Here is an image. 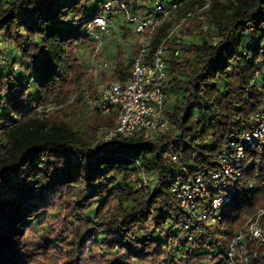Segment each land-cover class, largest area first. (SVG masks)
Listing matches in <instances>:
<instances>
[{"label":"trees","instance_id":"16d2710c","mask_svg":"<svg viewBox=\"0 0 264 264\" xmlns=\"http://www.w3.org/2000/svg\"><path fill=\"white\" fill-rule=\"evenodd\" d=\"M106 1L0 0V264H193L211 255L209 226L185 227L172 188L216 167L263 109L264 0H120L149 18L156 1L178 5L151 34L152 50L168 44L170 126L107 141L118 111L87 105L98 85L90 55L77 53L94 51L84 31ZM188 22L185 41L176 27ZM132 64L116 63L111 77L128 79ZM250 173L248 203L222 212L229 241L264 207V167ZM142 174L149 184L138 187ZM250 253L264 264V243Z\"/></svg>","mask_w":264,"mask_h":264},{"label":"built area","instance_id":"2783aa9c","mask_svg":"<svg viewBox=\"0 0 264 264\" xmlns=\"http://www.w3.org/2000/svg\"><path fill=\"white\" fill-rule=\"evenodd\" d=\"M211 0H207L208 7ZM156 15L145 17L132 14L127 4L120 0H107L100 5L96 15L85 28L84 33L95 44L90 55V71L110 66L108 59L100 60V51L104 46V34L116 31L117 16L124 15L126 21L134 24V30L143 39L133 57L130 76L126 80L112 79L108 81L98 95H89L86 103L93 110L109 113L118 111L117 126L110 129L104 139L111 140L117 133L134 135L143 130L156 131L169 129V121L165 113V90L163 84L169 79L167 56L168 44L164 41L155 49H151V34L160 22L173 16L178 5L167 6L155 2ZM191 13L188 14L190 16ZM185 21V19L183 20ZM183 24H178L176 29ZM249 126L237 131L235 139L231 140L217 156V166L204 173H199L190 181L176 184L172 191L189 220L185 227H191L198 221L205 225L215 223L214 214L227 208L239 192L244 171L252 170L259 175L264 167V100L263 109L249 116ZM251 149L253 154L245 163ZM258 151V155L255 153ZM149 184L146 174L141 175L138 187ZM247 187L253 188V181L247 182ZM192 234L188 238L191 240ZM256 242L264 243V207L256 209L236 230L229 241L226 257L217 264H252L250 245ZM199 264V263H193Z\"/></svg>","mask_w":264,"mask_h":264},{"label":"rangeland","instance_id":"374dc122","mask_svg":"<svg viewBox=\"0 0 264 264\" xmlns=\"http://www.w3.org/2000/svg\"><path fill=\"white\" fill-rule=\"evenodd\" d=\"M115 18L118 24V29L116 31L104 34V46L100 51V56H99L100 60L108 59L110 61V66L105 70H103L101 67H97L92 71V75H94L98 88L96 90L97 92L90 93V95L100 94L103 90V87L108 81L112 79H116V78H112L110 75V73H112V71L114 70L115 64L121 62L127 64L130 61V59H132L136 55V52L139 49V45H140L139 43L143 39L142 37L143 35H139L138 33L135 32L134 24L132 23L129 24V22L125 21L126 19L124 15H119ZM187 27H190L189 22L187 23L186 26L184 25L182 26L183 31H180L181 28L177 29L178 34H180V37L183 38L185 41L192 40V37L189 36L188 32L186 31ZM125 33H127V36H125ZM1 47L2 49H4L5 59H7V62L10 63L11 60H15L16 66L19 67L18 52L14 49V47L7 45H3ZM90 52L91 51H88L86 47L78 49L77 51L78 55L84 57L86 56L88 57L89 55H91ZM103 72H106L108 74V77H106V79H103V77H101V74ZM255 151L257 150L255 149ZM252 154H253V149H251L245 163L249 161ZM255 154L258 155L259 154L258 151ZM250 172H252V170L244 171L243 180L239 185L238 196L233 200L234 203V208L232 209L233 215L240 214L241 210L248 203L245 196L247 194L246 182L248 181L247 179L251 174ZM153 179L155 178L153 177ZM222 212L223 210L216 212L214 214V217L216 218V222L208 224L209 231L213 234V237L215 239V245L211 249V255L199 261V264H217L219 261L223 260L227 255L229 240H228V236L225 235L224 232L227 228L228 221L227 220L223 221ZM213 255L214 256L218 255V257L212 258Z\"/></svg>","mask_w":264,"mask_h":264}]
</instances>
